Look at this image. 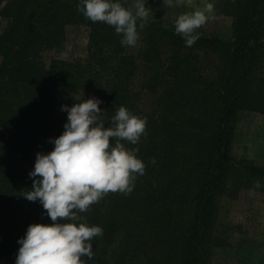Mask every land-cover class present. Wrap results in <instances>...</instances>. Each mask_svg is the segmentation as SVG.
<instances>
[{"label":"trees","instance_id":"obj_1","mask_svg":"<svg viewBox=\"0 0 264 264\" xmlns=\"http://www.w3.org/2000/svg\"><path fill=\"white\" fill-rule=\"evenodd\" d=\"M120 3L130 10L128 0ZM77 4L0 0V264H15L30 224L53 223L23 195L36 153L53 150L49 139L64 131L61 105L82 93L102 101L105 127L121 106L146 120L137 144L121 141L138 148L145 165L132 192L109 191L77 213V226L103 230L83 264H210L211 240L222 242L213 236L220 197L257 181L264 191V168L232 152L241 113L264 115V0H227L233 37L196 33L191 47L175 34L174 19H146L143 28L138 20L136 51ZM68 27L89 30L86 56L47 62L46 54L65 48Z\"/></svg>","mask_w":264,"mask_h":264},{"label":"clouds","instance_id":"obj_2","mask_svg":"<svg viewBox=\"0 0 264 264\" xmlns=\"http://www.w3.org/2000/svg\"><path fill=\"white\" fill-rule=\"evenodd\" d=\"M147 0H135V13L120 0H78L77 11L93 23L102 22L122 36L123 46H135L139 28L145 25L149 10ZM212 3L202 10L179 15L174 21L175 34L191 47L199 38L196 30L203 26L213 12ZM99 98H83L72 106L61 105L67 113L64 131L50 138L53 150L37 152L34 168L28 176L31 190L23 195L28 201L42 205L51 224H30L20 245L15 264H83L81 257L91 259L92 239L103 234L99 226L77 222L105 194L121 192L127 195L134 187L137 175H143L145 165L137 158L138 148L126 149L121 141L137 144L145 132L146 120L119 107L111 118L112 127H105ZM110 138L114 143L110 144ZM154 162V161H153ZM260 188V182L255 184ZM60 218V222L58 221ZM69 223H62L63 220Z\"/></svg>","mask_w":264,"mask_h":264},{"label":"rangeland","instance_id":"obj_3","mask_svg":"<svg viewBox=\"0 0 264 264\" xmlns=\"http://www.w3.org/2000/svg\"><path fill=\"white\" fill-rule=\"evenodd\" d=\"M227 0H147L149 14L146 19L176 18L184 13L202 10L205 3H212L213 12L207 22L196 30L202 36H217L230 40L233 37L231 15L224 11ZM135 0H128V6L135 13ZM89 30L85 27H68L67 42L63 50L45 55L47 62L53 58L73 60L84 58L87 53ZM141 45L138 37L131 51ZM247 124L248 118H247ZM242 127V126H241ZM264 155V148L253 151ZM239 143L235 145L234 157L239 159ZM264 168V163L260 164ZM216 229L210 243V264H264V191L257 188H230L220 197L217 204ZM221 234V237H218Z\"/></svg>","mask_w":264,"mask_h":264},{"label":"crops","instance_id":"obj_4","mask_svg":"<svg viewBox=\"0 0 264 264\" xmlns=\"http://www.w3.org/2000/svg\"><path fill=\"white\" fill-rule=\"evenodd\" d=\"M247 118L249 124L246 122ZM237 142L239 143L238 154L240 156L238 160L247 161L262 167L260 164L264 163V155H258V153L256 154L253 151L257 150L258 146L264 148L263 114L256 112L241 113L240 122L232 146V152L235 150Z\"/></svg>","mask_w":264,"mask_h":264}]
</instances>
